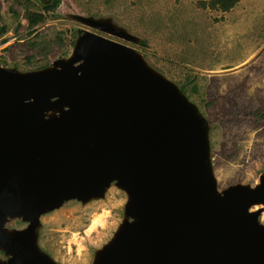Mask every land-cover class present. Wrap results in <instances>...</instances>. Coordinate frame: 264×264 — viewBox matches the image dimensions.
I'll return each mask as SVG.
<instances>
[{"label":"water","instance_id":"1","mask_svg":"<svg viewBox=\"0 0 264 264\" xmlns=\"http://www.w3.org/2000/svg\"><path fill=\"white\" fill-rule=\"evenodd\" d=\"M71 16L141 42L112 17ZM95 30L45 67L0 64V264H65L40 244L42 215L113 184L128 195L124 219L92 264H264V172L220 189L200 107Z\"/></svg>","mask_w":264,"mask_h":264},{"label":"rangeland","instance_id":"2","mask_svg":"<svg viewBox=\"0 0 264 264\" xmlns=\"http://www.w3.org/2000/svg\"><path fill=\"white\" fill-rule=\"evenodd\" d=\"M32 1L41 8L52 0ZM73 13L112 17L141 42L95 30ZM0 23L8 27L0 37V64L21 70L63 57V49L52 43L59 33L77 39L81 29H90L133 46L153 67L186 86L208 118L219 188L259 182L264 172V0H241L229 11L202 7L199 0H62L33 29L22 3L0 0ZM127 200L115 184L104 198L86 204L67 200L42 215L41 246L59 262L92 264L122 223ZM96 220L98 228L90 229ZM8 225L24 223L16 219Z\"/></svg>","mask_w":264,"mask_h":264},{"label":"trees","instance_id":"3","mask_svg":"<svg viewBox=\"0 0 264 264\" xmlns=\"http://www.w3.org/2000/svg\"><path fill=\"white\" fill-rule=\"evenodd\" d=\"M241 0H199V4L202 7H210L212 9L229 11L235 7ZM18 2L24 5V16L29 22L31 29L37 25L46 22L48 15L51 11L55 10L62 2V0H52L49 4H42V7L39 8L32 0H18ZM8 27L6 24L2 25L0 23V37L4 36L7 33ZM73 35L76 37L77 30L73 32ZM3 41H6L4 39ZM76 39L73 37H67L65 33H59V35L52 40V43H56L63 49V57L68 55L70 52V47H74ZM34 44H38L35 42ZM46 51V47H43ZM49 64L39 66L38 68L45 67ZM182 90L187 93L188 89L186 86H181Z\"/></svg>","mask_w":264,"mask_h":264},{"label":"bare ground","instance_id":"4","mask_svg":"<svg viewBox=\"0 0 264 264\" xmlns=\"http://www.w3.org/2000/svg\"><path fill=\"white\" fill-rule=\"evenodd\" d=\"M89 27V26H88ZM98 222L99 221H94V223H92V225L90 226V229H95V228H98Z\"/></svg>","mask_w":264,"mask_h":264},{"label":"flooded vegetation","instance_id":"5","mask_svg":"<svg viewBox=\"0 0 264 264\" xmlns=\"http://www.w3.org/2000/svg\"><path fill=\"white\" fill-rule=\"evenodd\" d=\"M25 225V224H24ZM4 254V253H3Z\"/></svg>","mask_w":264,"mask_h":264}]
</instances>
